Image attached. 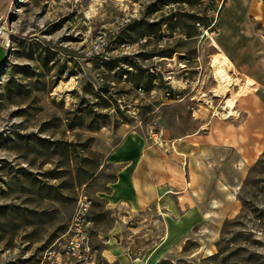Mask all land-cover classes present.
<instances>
[{
	"label": "rangeland",
	"instance_id": "374dc122",
	"mask_svg": "<svg viewBox=\"0 0 264 264\" xmlns=\"http://www.w3.org/2000/svg\"><path fill=\"white\" fill-rule=\"evenodd\" d=\"M219 4L12 1L0 21L9 41L0 66V264H52L80 197L93 202L94 264H119L104 253L113 228L109 241L129 264L159 257L157 264H264L263 144L249 159L244 145L238 160L232 153L202 159L204 187L228 188L233 171L240 173L237 214L217 220L224 208L216 206L203 224L177 223L175 246L160 239L169 230L160 209L131 214L104 200L123 168L112 153L127 136L159 149L183 181L192 159L173 149L176 142L200 136L220 147L212 137L232 136L234 127L243 133L250 91L236 71L226 89L236 100L233 115L221 111L226 100L210 103L211 62L220 57L206 33H215ZM256 95L264 99L263 90ZM210 198L220 204L218 193Z\"/></svg>",
	"mask_w": 264,
	"mask_h": 264
},
{
	"label": "crops",
	"instance_id": "0c3cea01",
	"mask_svg": "<svg viewBox=\"0 0 264 264\" xmlns=\"http://www.w3.org/2000/svg\"><path fill=\"white\" fill-rule=\"evenodd\" d=\"M12 1L0 0V21L10 15ZM262 32L264 0H226L217 20L215 33L212 34V46L220 59L231 63L233 70L241 76L242 82L250 91V95L242 101L245 107V125L243 133L234 127L232 136L212 137L211 139L215 140L213 143L221 145L220 147H211L208 138L200 136H187L176 142L173 149H178L182 155L192 159L191 164L188 162L189 178L182 181L181 173L170 161L166 162L159 149L145 148L142 142L133 136H127L112 153V162L123 165V168L118 173L116 182L112 184L110 194L105 195L104 200L108 205L113 204L112 208H119V205L128 207L131 214L149 208L160 209L158 220L169 224L168 237L160 239L164 242L168 240L170 245L172 242V246L177 243V223L203 224L208 214L215 213L216 206L224 208L223 217L217 220L237 214L235 191L237 185H240V173L233 171V176L227 181L230 185L228 188L223 186V189H212L207 185L204 187L203 184H209V181L201 174L204 168L202 159L211 160L232 153L234 159L238 160L242 145L249 159L256 154L258 143L264 145V99L256 95L259 90L264 91ZM5 52L0 47V66L5 60ZM248 82L256 83L259 89L251 90ZM187 180L191 181L192 189L185 184ZM213 192L220 195V204L210 198ZM171 224L174 226L171 227ZM115 233L116 229L113 228L110 234ZM109 235L103 238L107 239L104 245L109 247L104 253L109 254L119 264H129L128 258L122 254L120 248H114L115 253L110 251ZM194 256H197V253Z\"/></svg>",
	"mask_w": 264,
	"mask_h": 264
},
{
	"label": "built area",
	"instance_id": "2783aa9c",
	"mask_svg": "<svg viewBox=\"0 0 264 264\" xmlns=\"http://www.w3.org/2000/svg\"><path fill=\"white\" fill-rule=\"evenodd\" d=\"M226 0H220L221 7ZM9 41L4 36L0 37V47L7 49ZM93 202L80 197L76 203V209L68 229L62 237L60 251L53 253L52 264H94L96 254L90 247L91 222L89 212Z\"/></svg>",
	"mask_w": 264,
	"mask_h": 264
},
{
	"label": "bare ground",
	"instance_id": "6f19581e",
	"mask_svg": "<svg viewBox=\"0 0 264 264\" xmlns=\"http://www.w3.org/2000/svg\"><path fill=\"white\" fill-rule=\"evenodd\" d=\"M206 34L211 38V41L214 44L213 35H210L208 33ZM211 66L213 68L216 87L215 90L213 91V96L210 103L213 105L214 103L218 102V99L226 100L225 106L221 107V111H224L226 113L225 119H227L228 117H231L233 115L232 109L236 104L235 99L227 98V90H226L230 85V80H231L230 74L233 72V68L229 61H227L226 59H218V58H214L212 60ZM248 87L251 90L259 89V85H257L254 82H248ZM238 189H239V185H237L236 187V190ZM108 245L111 246L110 251L112 253H115L114 247H112L111 242H109ZM206 253L208 254V256L212 255V253L209 250H207ZM161 259H157L155 263H158ZM134 263L135 264L140 263V260H135Z\"/></svg>",
	"mask_w": 264,
	"mask_h": 264
},
{
	"label": "trees",
	"instance_id": "16d2710c",
	"mask_svg": "<svg viewBox=\"0 0 264 264\" xmlns=\"http://www.w3.org/2000/svg\"><path fill=\"white\" fill-rule=\"evenodd\" d=\"M150 27L153 28L154 25H152V26H150ZM151 34H152L153 37L156 38L157 40L160 39V36H157L156 33H155L154 31H153ZM106 69L111 70L110 68H106ZM150 90H151V88L148 87L147 91H150Z\"/></svg>",
	"mask_w": 264,
	"mask_h": 264
}]
</instances>
